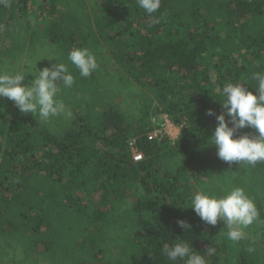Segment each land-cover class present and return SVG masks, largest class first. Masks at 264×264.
<instances>
[{
	"label": "trees",
	"instance_id": "1",
	"mask_svg": "<svg viewBox=\"0 0 264 264\" xmlns=\"http://www.w3.org/2000/svg\"><path fill=\"white\" fill-rule=\"evenodd\" d=\"M76 47L96 58L88 77L67 59ZM53 63L74 77L59 94L71 115L44 122L0 97V264H184L162 252L179 241L207 264H264V162L228 164L211 138L223 86L255 93L264 73V0H161L153 14L137 0H0V72L27 82ZM163 114L177 138L149 140ZM237 187L259 216L233 242L188 202Z\"/></svg>",
	"mask_w": 264,
	"mask_h": 264
},
{
	"label": "clouds",
	"instance_id": "2",
	"mask_svg": "<svg viewBox=\"0 0 264 264\" xmlns=\"http://www.w3.org/2000/svg\"><path fill=\"white\" fill-rule=\"evenodd\" d=\"M137 3L146 13L153 14L160 8L161 0H137ZM152 23H159V19L152 20ZM67 59L83 77L90 76L97 69L96 58L87 48L71 49ZM25 74L0 72V97L11 100L22 114L30 113L44 122L61 114L71 115L59 99L61 85L67 88L74 82L73 75L64 63H53L50 67L31 73L32 78L27 82ZM253 78L258 81L255 93L242 83H226L220 94L219 103L223 112L215 114L218 123L211 138L217 157L228 164L264 162V73L257 72ZM207 114L211 116L214 113L209 109ZM245 127L255 129L258 134L234 135L236 130ZM188 206L208 225L216 226L223 221L227 238L233 242L244 239L243 229L259 216L254 201L240 187L222 196L203 190L195 191ZM177 224L182 230H191V225L185 220L178 219ZM207 251L214 253L215 249L209 248ZM162 252L172 262L182 260L184 264H207L204 256L194 252L186 241L176 242L172 246L164 245Z\"/></svg>",
	"mask_w": 264,
	"mask_h": 264
},
{
	"label": "rangeland",
	"instance_id": "3",
	"mask_svg": "<svg viewBox=\"0 0 264 264\" xmlns=\"http://www.w3.org/2000/svg\"><path fill=\"white\" fill-rule=\"evenodd\" d=\"M156 122L163 127L164 135L167 136L170 140H174L177 138L181 129V124L173 123L170 118H165L164 114L159 115L158 119H156Z\"/></svg>",
	"mask_w": 264,
	"mask_h": 264
},
{
	"label": "built area",
	"instance_id": "4",
	"mask_svg": "<svg viewBox=\"0 0 264 264\" xmlns=\"http://www.w3.org/2000/svg\"><path fill=\"white\" fill-rule=\"evenodd\" d=\"M164 117L167 118L166 115H164ZM153 122L155 124V128L148 133V139L149 140H154V139L159 140L163 136H165L164 131H163V127L159 123L156 122V119H153ZM132 143L133 142H131L130 145H132ZM132 147H133V145H132ZM134 159L135 160L141 159V155L139 153L135 152Z\"/></svg>",
	"mask_w": 264,
	"mask_h": 264
}]
</instances>
